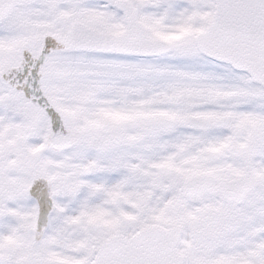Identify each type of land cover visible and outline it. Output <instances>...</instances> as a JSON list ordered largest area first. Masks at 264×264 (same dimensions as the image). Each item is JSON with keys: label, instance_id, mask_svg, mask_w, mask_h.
I'll return each mask as SVG.
<instances>
[{"label": "snow or ice", "instance_id": "snow-or-ice-1", "mask_svg": "<svg viewBox=\"0 0 264 264\" xmlns=\"http://www.w3.org/2000/svg\"><path fill=\"white\" fill-rule=\"evenodd\" d=\"M0 264H264V0H0Z\"/></svg>", "mask_w": 264, "mask_h": 264}]
</instances>
